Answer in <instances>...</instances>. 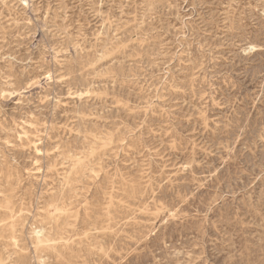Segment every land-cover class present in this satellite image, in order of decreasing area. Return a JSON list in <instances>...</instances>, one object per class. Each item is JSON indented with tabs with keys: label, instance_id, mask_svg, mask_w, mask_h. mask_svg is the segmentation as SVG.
<instances>
[{
	"label": "rangeland",
	"instance_id": "obj_1",
	"mask_svg": "<svg viewBox=\"0 0 264 264\" xmlns=\"http://www.w3.org/2000/svg\"><path fill=\"white\" fill-rule=\"evenodd\" d=\"M0 264H264V0H0Z\"/></svg>",
	"mask_w": 264,
	"mask_h": 264
},
{
	"label": "bare ground",
	"instance_id": "obj_2",
	"mask_svg": "<svg viewBox=\"0 0 264 264\" xmlns=\"http://www.w3.org/2000/svg\"><path fill=\"white\" fill-rule=\"evenodd\" d=\"M38 237H39V236H38ZM39 238H40V237H39ZM39 238H38V239H39ZM34 240H35V238H34ZM36 242H37V241H36Z\"/></svg>",
	"mask_w": 264,
	"mask_h": 264
}]
</instances>
